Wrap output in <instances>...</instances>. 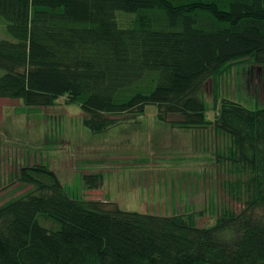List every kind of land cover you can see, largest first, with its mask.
<instances>
[{"label":"trees","instance_id":"trees-1","mask_svg":"<svg viewBox=\"0 0 264 264\" xmlns=\"http://www.w3.org/2000/svg\"><path fill=\"white\" fill-rule=\"evenodd\" d=\"M0 18L13 39L0 42V99L35 111L65 97L97 134L149 106L175 127H212L231 140L217 162L240 174L226 187L247 196L243 210L205 228L192 212L73 198L48 165H28L14 176L29 189L0 205V264H264V108L219 104L217 89L249 61L264 93V0H0ZM83 181L99 190L104 174Z\"/></svg>","mask_w":264,"mask_h":264},{"label":"rangeland","instance_id":"rangeland-1","mask_svg":"<svg viewBox=\"0 0 264 264\" xmlns=\"http://www.w3.org/2000/svg\"><path fill=\"white\" fill-rule=\"evenodd\" d=\"M118 18L127 22L122 15ZM2 40L13 41L0 18ZM213 86L209 81L204 92L209 121L217 115ZM217 89L219 104L225 98L250 109L264 108L261 71L252 62L223 75ZM66 102L64 97L53 107L33 111L20 100L0 99V205L29 189L20 185L15 173L41 163L71 197L106 199L124 211L161 216L192 212L199 227L209 228L224 210L244 209L247 196L233 199L226 187L240 174L229 162L216 160L218 153H229L227 135L212 127H175L158 119L156 106L147 107L142 116L117 118L115 126L97 134L83 126V111ZM100 173L103 186L87 190L83 176Z\"/></svg>","mask_w":264,"mask_h":264}]
</instances>
